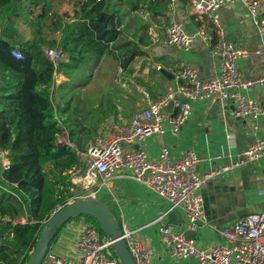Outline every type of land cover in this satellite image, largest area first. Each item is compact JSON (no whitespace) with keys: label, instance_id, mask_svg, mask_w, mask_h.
Listing matches in <instances>:
<instances>
[{"label":"crops","instance_id":"0c3cea01","mask_svg":"<svg viewBox=\"0 0 264 264\" xmlns=\"http://www.w3.org/2000/svg\"><path fill=\"white\" fill-rule=\"evenodd\" d=\"M129 1L138 2V7L121 6L127 13L121 19L120 35L110 45L111 52L102 57L86 85L71 88L68 85L67 88L66 96L72 94L69 106L73 107L68 114L72 117L68 128L86 133L84 148L96 135L106 136L116 128L126 126L132 112L145 107L147 101L165 95L169 88L175 90V73L180 64L194 68L201 80L210 79L219 71V60L211 51V45L217 39L215 30L206 20L191 12L187 0L163 3L166 11L161 14L158 9L148 7L150 0H128V4L133 5ZM61 5L57 13H73L72 3L67 1ZM218 13L224 40L248 51L246 57L237 61L242 75H264V32L252 23L246 7L236 0L222 4ZM174 20L181 21L183 31L194 36L188 50L167 43L165 27ZM202 24L212 40L196 35ZM22 32L28 37L27 29ZM54 37L59 39L60 33H55ZM134 49L140 53L122 66L121 62ZM62 59L67 57L63 54ZM54 79L55 86L67 81L62 73H56ZM240 91L264 106V86ZM173 98L190 101L177 92ZM190 104V116L177 134H172L166 127L163 133L149 135L130 147L143 149L150 159H156L164 145L172 161L192 149L200 158L196 170L202 175L236 161L250 143L258 138L264 139V115L256 119L235 118L232 115L235 103L230 100H191ZM63 132L67 133V128ZM96 180L97 198L108 197L118 211L120 225L132 230L135 237L152 250L153 264H197L195 258L172 259L160 239L159 226L163 222L174 229H185L182 210L168 211L166 199L129 177L115 174L104 183L100 177ZM202 190L203 194H210L208 202L202 204L205 219L196 231L186 230L185 233L194 238L198 247L208 249L224 240L223 228L264 208V163L249 161L216 174ZM85 223L83 218L67 222L49 249L77 260L74 240Z\"/></svg>","mask_w":264,"mask_h":264},{"label":"built area","instance_id":"2783aa9c","mask_svg":"<svg viewBox=\"0 0 264 264\" xmlns=\"http://www.w3.org/2000/svg\"><path fill=\"white\" fill-rule=\"evenodd\" d=\"M234 1L236 0H187L191 12L206 20L215 30L217 39L211 45V51L219 60V71L214 77L201 80L194 68L180 64L175 73L176 89L169 88L165 95L147 101L145 107L132 112L126 126L118 127L115 132L106 136L96 135L84 149H79L71 143L66 132L62 131L57 136L58 144L71 145L76 151L78 163L69 171L71 182L77 189L74 198H97V177L104 183L117 174L152 188L168 201V211H183L185 229H174L167 222L159 226L160 239L167 247L170 257L177 261L195 258L197 264H264V208L223 228L221 234L224 240L208 249L198 247L194 238L186 236L185 233L186 230L196 231L205 219L202 188L208 180L245 162L264 163L263 138L250 143L236 161L202 175L196 170L200 158L192 149L186 150L179 159L172 161L167 146L160 148L156 159H150L143 149L130 147L149 135L163 133L166 127L172 134H177L190 116L191 100H230L235 103L232 115L239 119H256L264 115V106L240 91L264 86V75H242L237 61L246 57L248 51L225 41L223 29L219 24V7ZM238 1L246 7L256 28L264 32V1ZM204 27L202 24L196 35L212 40ZM165 37L167 43L183 50L190 48L194 38L183 31L182 22L179 20H174L165 27ZM44 53L54 67L63 55L62 50L56 47H46ZM11 54L22 58L16 46L11 49ZM156 68L160 69V66ZM175 92L190 101L175 100ZM170 101L172 107L168 112L165 107ZM9 165L8 150L0 148V166L2 169H8ZM56 210L52 211L50 216ZM121 237L125 240L135 264H153L152 250L144 246L125 225H121ZM74 250L78 252L77 260L49 249L39 264H120L112 241L106 236H101L98 229L90 223L83 224L79 229L74 240Z\"/></svg>","mask_w":264,"mask_h":264},{"label":"trees","instance_id":"16d2710c","mask_svg":"<svg viewBox=\"0 0 264 264\" xmlns=\"http://www.w3.org/2000/svg\"><path fill=\"white\" fill-rule=\"evenodd\" d=\"M67 1L73 4L72 14L55 12ZM163 3L169 0H150L148 7L161 14L166 11ZM125 5L136 9L138 2L0 0V148L8 150L10 161L8 169L0 166V264H25L52 211L76 199L69 173L78 163L76 151L71 145L58 144L57 136L67 128L69 141L84 149L86 133L68 128L73 107L67 88L86 85L102 57L111 52L110 45L122 31L116 16L120 20L125 16L127 10L121 7ZM19 23L26 26L28 37ZM57 32L59 39L54 37ZM14 46L22 58L11 54ZM46 47L60 48L67 59L54 67L44 53ZM139 53L134 49L122 66ZM56 73L67 81L55 86ZM99 200L120 224L108 197ZM77 218L105 236L94 218L78 215L62 225L50 247L64 225Z\"/></svg>","mask_w":264,"mask_h":264},{"label":"water","instance_id":"95a60500","mask_svg":"<svg viewBox=\"0 0 264 264\" xmlns=\"http://www.w3.org/2000/svg\"><path fill=\"white\" fill-rule=\"evenodd\" d=\"M121 20L116 16V25L119 27ZM172 102L165 107L170 111ZM210 194H204V202H208ZM78 215H88L94 218L102 228L105 236L112 241L114 252L120 264H135L125 240L121 237V225L116 220L111 209L98 198H76L56 210L44 223L39 233L37 242L25 264H39L50 248V243L56 232L70 218Z\"/></svg>","mask_w":264,"mask_h":264},{"label":"rangeland","instance_id":"374dc122","mask_svg":"<svg viewBox=\"0 0 264 264\" xmlns=\"http://www.w3.org/2000/svg\"><path fill=\"white\" fill-rule=\"evenodd\" d=\"M61 4H62V3H61ZM61 4H60L58 7L55 8V12H57L58 10H60V8H61V6H62ZM19 26L21 27V28H20V27H19V28L22 29L23 31H25V29H27L26 26H25L24 24H22V23H19ZM77 92H78V91H75V94H77ZM61 138H62V137H61ZM98 197H99V195H98ZM98 199H99V198H98Z\"/></svg>","mask_w":264,"mask_h":264}]
</instances>
